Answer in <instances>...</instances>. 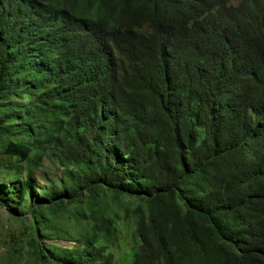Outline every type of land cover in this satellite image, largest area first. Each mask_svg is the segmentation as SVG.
Instances as JSON below:
<instances>
[{"label": "trees", "instance_id": "1", "mask_svg": "<svg viewBox=\"0 0 264 264\" xmlns=\"http://www.w3.org/2000/svg\"><path fill=\"white\" fill-rule=\"evenodd\" d=\"M6 171L3 264H264V0H0Z\"/></svg>", "mask_w": 264, "mask_h": 264}, {"label": "rangeland", "instance_id": "2", "mask_svg": "<svg viewBox=\"0 0 264 264\" xmlns=\"http://www.w3.org/2000/svg\"><path fill=\"white\" fill-rule=\"evenodd\" d=\"M57 172L53 167L52 163L49 161H44L43 166L35 173L33 179L34 183L39 187H44L48 184V181L56 179ZM10 173L6 171L3 175L0 176V184L7 185L10 181ZM17 210V209H16ZM18 211V210H17ZM26 216V214H25ZM22 215L20 218L10 216L4 209L0 208V264L6 263L9 260V249L14 241H19L23 238V234L26 231L25 229L28 227V220H22ZM126 236V232L123 231L121 240V245L126 247L124 237ZM54 244L64 246L65 248H72V243H67L63 241L53 242ZM119 252V251H117ZM118 255H120L118 253ZM25 259V258H24ZM133 261V252H131L130 257L128 258L127 263L119 262L120 264H132Z\"/></svg>", "mask_w": 264, "mask_h": 264}]
</instances>
